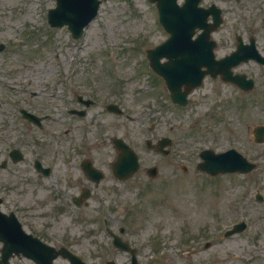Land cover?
Wrapping results in <instances>:
<instances>
[{
	"label": "rangeland",
	"instance_id": "1",
	"mask_svg": "<svg viewBox=\"0 0 264 264\" xmlns=\"http://www.w3.org/2000/svg\"><path fill=\"white\" fill-rule=\"evenodd\" d=\"M214 1L224 7L225 21L220 30L224 35L242 17L248 19L251 11L264 6V0ZM54 5L55 0H30L27 5L20 0H0V44L4 46L0 52V158L19 145L27 160L36 148V157L55 166L54 176L63 179L67 154L76 160L84 154L93 156L105 174L95 190L97 196L101 193L104 197L102 214L106 219L126 220L129 234L151 239V245L158 248L174 244L180 226L199 227L209 219L210 230L219 236L236 221L237 209L242 206L247 230L218 245L216 252L221 260H208L206 264H243L229 258V251L246 243L264 244V204L254 201L256 189L264 194V145L254 144L250 132L255 125L264 124V89L256 70L259 67L249 66V74L257 80L249 93L243 95L228 83L208 80L193 95L188 108L179 109L168 104L161 82L155 81L150 70L145 71L143 62L141 65L139 48L166 38L155 25L151 4L146 0L102 1L97 16L78 40L71 39L66 27L50 28L46 24L45 13ZM21 90L36 91L37 111L48 115L42 129L25 125L7 107V102L17 100ZM78 95L94 101L84 118L67 113V108H82L76 100ZM108 103L117 104L124 115L107 112ZM163 136L172 139L169 155L145 150V139ZM113 137L125 140L140 161V170L124 183L115 182L110 173L116 155ZM229 147L258 161L260 169L249 175L218 178L209 187L203 174L194 170L198 153L204 148L220 151ZM152 164L159 170L157 187L143 172ZM181 164L189 168L187 174L181 173ZM27 170L22 165L0 170V196L5 204H18L28 218H34L35 211H29V215L25 211L31 208L25 206L35 207L40 217L36 216V224L50 223V231L67 235L78 244L77 250L89 248L87 239L96 240L95 236L101 234L96 220L97 197L92 196L89 206L77 211L80 213L72 210L71 214H51L52 206L59 201L45 197L55 179L35 182L34 174ZM173 173L184 175L185 181L176 182ZM173 182L178 185L173 186ZM33 193L36 204L31 199ZM118 205L127 210L117 213ZM213 220L218 223L216 227ZM177 260L165 263L175 264ZM252 260L256 259L244 261L252 264Z\"/></svg>",
	"mask_w": 264,
	"mask_h": 264
},
{
	"label": "flooded vegetation",
	"instance_id": "2",
	"mask_svg": "<svg viewBox=\"0 0 264 264\" xmlns=\"http://www.w3.org/2000/svg\"><path fill=\"white\" fill-rule=\"evenodd\" d=\"M22 93L27 94L26 95L27 97H23L24 101L21 103L26 105L28 109L27 111L29 113L35 114L36 113V101H34V99L36 98V92H28V93L22 92ZM19 113H20V110H19ZM33 170L36 174V169H34V167H33ZM77 170L79 174L83 175L81 172L80 163L78 164ZM66 177L67 178L64 180V186L62 188H58L59 192L55 193L56 198L58 199L59 203L55 202L53 214L56 212L57 209L64 210L66 208L70 209L73 207H76V209H80V207L82 206H85V205L87 206V204L85 203L86 199L83 200L79 198L80 193L79 195L74 196V194H76L78 190L84 187L82 185L81 180L77 179L76 181H72L70 172L67 173ZM57 186L60 187L62 186V184L58 182L56 184V187ZM55 195L50 192L48 196V201L50 200L56 201ZM63 195H65L66 197H62ZM34 196L36 198V193L34 194ZM34 202L36 203V201ZM73 203L79 204L80 207L75 206ZM27 208L29 209L31 208V210H36L29 206H27ZM31 210H26L25 212H27V214L30 215L29 211ZM20 212H21L20 214H22L24 213V210L23 211L21 210ZM102 221L104 222L105 220L103 219ZM21 222H22V227L26 232H28L30 235L34 237H37L42 243H45L47 245L54 246V247L59 246L54 243L57 241H62L63 239L62 237H66L62 235L57 237V236L50 234V223L38 225L36 224V217L28 218V216H24L23 221L21 220ZM104 225L106 226L107 223L104 222ZM104 231L108 232L106 228L104 229ZM97 238H98L97 244H96L97 249L95 251H90V250L84 251L83 253L82 257L85 258L87 263L107 264L109 260H113L115 264H121L120 261L124 262L123 264H131L130 255H128L127 253L119 252L113 248L111 242H112V239L114 238V235L102 234V235H99ZM139 238H141V236L139 235L128 236V239L130 242H136L138 241ZM195 239L196 238L193 235L182 236L183 250H181V254L184 256L182 261L186 262L191 256L196 255L197 253H201V251L196 250ZM1 246L2 245L0 243V248ZM210 246H211V243H210ZM46 252L50 253V251L47 249H46ZM245 253L251 254V256H254V257H259L261 255L260 251H246ZM135 255H136L138 264H153L152 261L148 260L149 258L153 257V253L151 251L146 252V250L144 249L142 245H139V250H136ZM59 259L65 261V259L63 258H59ZM65 263L70 264L68 261L67 262L65 261ZM199 264H204V263H201L199 261Z\"/></svg>",
	"mask_w": 264,
	"mask_h": 264
},
{
	"label": "water",
	"instance_id": "3",
	"mask_svg": "<svg viewBox=\"0 0 264 264\" xmlns=\"http://www.w3.org/2000/svg\"><path fill=\"white\" fill-rule=\"evenodd\" d=\"M64 1V0H61ZM97 6V2L92 0L90 3V7L84 9L83 13L81 15L76 14V10H77V6L74 3L72 6L69 7V9H67L65 11L67 19L61 21L60 23L63 22H67L69 23L70 27L73 29L74 31V35L75 37L79 36L81 34V30L82 27L90 20V18L94 15L95 13V9ZM63 8V6H60V8L56 11L54 10L52 13L57 12L59 15V12L61 11V9ZM88 13V16L86 17L85 20H83L78 26H73L71 21H81ZM206 64L209 67H213V63L210 60H206ZM214 65H217L214 63ZM176 81V80H174ZM232 81H235L234 79H232ZM237 83L242 87L243 85L249 86L251 85V81H243V79H238ZM245 83V84H244ZM263 131L259 130V134H261ZM217 155L214 156V161L208 163V166L206 169L207 172L210 171V173H215V170L217 171V169H220L221 171H234V170H242L245 169V167L248 165L244 159H242L236 152H234L233 150L229 151L228 153H226L225 155ZM121 159H125V156H121ZM210 169V170H209Z\"/></svg>",
	"mask_w": 264,
	"mask_h": 264
},
{
	"label": "bare ground",
	"instance_id": "4",
	"mask_svg": "<svg viewBox=\"0 0 264 264\" xmlns=\"http://www.w3.org/2000/svg\"><path fill=\"white\" fill-rule=\"evenodd\" d=\"M20 1H24L26 5L30 2V0H20ZM35 1H36V0H35ZM3 16H4V15H3ZM24 75H25V76L28 75L27 68L25 69V73H24Z\"/></svg>",
	"mask_w": 264,
	"mask_h": 264
}]
</instances>
